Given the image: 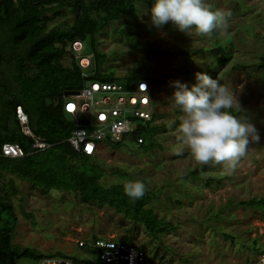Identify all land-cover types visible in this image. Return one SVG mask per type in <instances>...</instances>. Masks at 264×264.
Segmentation results:
<instances>
[{
	"label": "rangeland",
	"instance_id": "1",
	"mask_svg": "<svg viewBox=\"0 0 264 264\" xmlns=\"http://www.w3.org/2000/svg\"><path fill=\"white\" fill-rule=\"evenodd\" d=\"M206 3L212 10L231 12L227 36L216 32L210 37L185 34L171 23L157 29L149 19L150 7L144 4H138L135 14L119 17L96 35L97 50L108 57L104 71L122 77L138 70L153 93L151 108L159 114L156 122L172 124L168 133L156 138L161 148L147 153H139L136 144L129 140L118 149L101 142L100 151L94 155L105 171L100 183L107 186L117 182L116 177L109 175L111 169L139 176L146 191L155 194L147 206L157 217L171 222L174 229L157 241L143 226L133 225L105 205L83 203L69 192L42 191L13 177L18 191L12 200L17 216L14 244L42 253L61 251L83 258L85 252L78 249V242H88L91 235L114 240L127 234L133 244L146 251L152 264H257V254L248 247L253 240L264 246V216L237 205L227 207V203L264 198V81L256 67L264 55V0ZM47 16L48 26L69 25L74 19L68 13L49 12ZM215 43L226 47L230 55L222 66L214 65L210 77L232 87L241 109L235 114L250 119L259 140H250L246 156L232 170L209 163L207 174L202 177L211 175L216 182L207 186L201 180L184 179L187 171L199 163L178 141L179 124L173 123H179L181 114L170 100L174 91L170 83L192 85L195 73L206 74V67L214 64L209 50ZM80 47L71 46L75 58L80 56ZM80 59H84L85 66L89 65L87 57ZM68 60L65 57L63 62ZM70 99L78 102L75 97ZM67 118L75 120L82 116L76 112ZM22 211L31 213L35 223L24 218ZM214 214L217 219L211 218ZM224 235H230L232 241ZM16 262L39 261L19 258Z\"/></svg>",
	"mask_w": 264,
	"mask_h": 264
},
{
	"label": "trees",
	"instance_id": "2",
	"mask_svg": "<svg viewBox=\"0 0 264 264\" xmlns=\"http://www.w3.org/2000/svg\"><path fill=\"white\" fill-rule=\"evenodd\" d=\"M138 4L151 8L152 0H0V151L4 143H17L23 151V156L17 158L0 154V264H18L16 260L19 258L39 261L44 257H65L81 264H100L91 260L97 251L83 245L78 249L85 254L79 258L61 251L42 253L14 244L17 216L12 200L18 191L13 177L42 191L69 192L77 195L83 203L105 205L133 225L143 226L157 241L174 229L171 222L157 217L147 206L149 198L155 197L154 193L146 191L135 201L125 195L126 183L143 181L139 176L111 169L109 175L116 177L117 182L104 186L100 181L105 171L96 163L94 155L75 151L67 141L75 129V121L67 118L70 113L63 108V103L73 97L67 93L77 92L90 82L113 83L120 79L121 82L117 83L128 86L146 80L138 70L129 71L122 77L105 72L103 66L108 57L96 47V35L119 17L135 14ZM49 12L72 14L74 19L69 25L48 26ZM73 42L81 44L80 56L76 58L71 49ZM229 46H232V41ZM209 52L214 64L208 65L205 71L211 76L214 65L225 64L230 52L218 43ZM65 57L69 59L67 63L63 62ZM81 57L89 59L85 68L78 63ZM256 67L264 81V55L260 56ZM16 107L26 114L28 128L36 139L48 145L46 148L33 149V139L20 130L15 116ZM158 118L159 114L152 110L149 120L138 123L131 139L106 143L110 148L118 149L125 140L133 141L139 153L161 148L156 138L168 133L172 124L158 123ZM177 124L176 120L173 125ZM208 168V165L197 164L187 171L184 179L201 180L209 186L216 181L211 175L202 177ZM175 202L179 203L178 200ZM236 205L259 211L264 216V198L227 203L230 208ZM21 214L35 223L31 213L22 211ZM212 217L217 219L218 215ZM224 236L232 241L230 235ZM101 238L91 235L85 243H94ZM117 241L132 243L127 234ZM263 247L253 240L248 248L258 256ZM148 262L152 264L149 259Z\"/></svg>",
	"mask_w": 264,
	"mask_h": 264
},
{
	"label": "clouds",
	"instance_id": "3",
	"mask_svg": "<svg viewBox=\"0 0 264 264\" xmlns=\"http://www.w3.org/2000/svg\"><path fill=\"white\" fill-rule=\"evenodd\" d=\"M148 14L157 29L171 23L182 33L206 37L214 32L227 36L231 16L229 11L212 10L206 0H152ZM170 86L174 89L170 100L181 114L176 128L179 143L201 165L234 169L246 156L250 140H259V135L250 119L234 114L241 109L232 87L202 72L195 73L192 85L172 81ZM145 191L140 180L124 186L125 195L133 201Z\"/></svg>",
	"mask_w": 264,
	"mask_h": 264
},
{
	"label": "built area",
	"instance_id": "4",
	"mask_svg": "<svg viewBox=\"0 0 264 264\" xmlns=\"http://www.w3.org/2000/svg\"><path fill=\"white\" fill-rule=\"evenodd\" d=\"M72 44L81 46L79 42ZM82 60L84 59L79 58L78 63L85 68ZM152 95L150 85L146 80L133 82L128 86L117 82L88 83L73 94L78 102L67 99L63 103L66 112L71 115L78 112L82 116L81 119L75 118V129L68 137V143L75 151L91 156L100 151L101 142L115 143L131 139L138 123L150 119ZM15 116L21 132L33 139V149L40 150L48 146L31 133L27 126V116L20 107L15 108ZM137 142H140V139H137ZM0 154L3 157L17 158L23 156V151L17 143H4L1 145ZM81 245L96 250L97 253L91 257V260H96L100 264H150L144 250L132 243L103 237L94 243L78 242V246ZM257 257V264H264V247ZM38 264L81 263L65 257H44L39 260Z\"/></svg>",
	"mask_w": 264,
	"mask_h": 264
},
{
	"label": "water",
	"instance_id": "5",
	"mask_svg": "<svg viewBox=\"0 0 264 264\" xmlns=\"http://www.w3.org/2000/svg\"><path fill=\"white\" fill-rule=\"evenodd\" d=\"M76 92H69V93H67L68 95H73V94H75Z\"/></svg>",
	"mask_w": 264,
	"mask_h": 264
}]
</instances>
